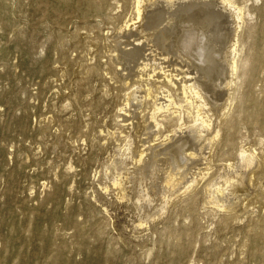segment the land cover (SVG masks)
<instances>
[{
    "label": "bare ground",
    "instance_id": "6f19581e",
    "mask_svg": "<svg viewBox=\"0 0 264 264\" xmlns=\"http://www.w3.org/2000/svg\"><path fill=\"white\" fill-rule=\"evenodd\" d=\"M5 1L11 4L8 10L14 15L12 18L29 12L35 19L49 23L50 36L60 39L64 35V42H69L66 27L69 24L89 28L91 23L105 22L113 29V35L87 32L84 37L92 46L102 42V47L106 46L108 51L106 62L99 60L86 72L92 79L108 77L107 81H114L116 85L106 87L105 94L113 93L114 98L121 97L124 101L114 114L121 125L111 136L116 140L126 139L125 149L122 148L126 152L123 161L113 158L111 169L117 177H122L129 169L126 167L134 165L129 179L134 184L139 182L132 197V204L139 212L153 206L157 192L169 193L162 197H166V201L155 206L146 217L141 216L139 226L159 217L165 220L164 216L172 211L173 206L169 205L176 207L186 201L189 202L184 211L194 217L195 198L200 195L207 203L225 210L224 215L232 216L233 220L253 213L254 204L261 203L259 198H263V194L251 195L253 192L247 190L244 197L236 200L237 195L234 197L228 190L229 173L246 169L243 185L247 189L254 188L260 180L259 184L264 185L263 158L242 149L236 158L230 159L231 163L225 164L222 174L206 186L205 181L203 188L198 184L209 175L215 159L226 160L233 156L235 117L257 124L264 121V87L260 91L255 89L264 76V3L258 9L260 22L251 24L247 17L251 11L245 8L247 1L242 0H120L125 11L131 12L126 16L134 15H128V20L125 16V22L120 20L124 14L120 18V13H112L114 0ZM7 20V13L0 16L1 25L5 26ZM49 20H53L54 26ZM56 49L53 46L50 52ZM48 71L45 63L35 69L40 75H47ZM104 102L99 96L97 103L92 104L94 111ZM22 125L20 119L15 126L8 123L0 126V130L12 133ZM114 184L118 186L120 199L130 198L122 179L115 178ZM248 198L254 199L250 202ZM60 200L59 191L49 198L53 204ZM247 200L252 207L247 206ZM41 215L46 225L38 226L30 219L0 220V232H7L1 236L0 264H123L121 248L117 245L116 249L113 241L103 242L106 223L101 222L103 225H98V233H95L89 225L91 229H86L82 227L85 223L73 222L75 238L66 241L56 231L54 213L42 212ZM157 224L154 221L153 230H157ZM163 231H167L171 239L166 242L167 252L158 256V264H184V255L193 245V241L186 239L189 233L172 225L160 233ZM248 233V254L264 259L263 227L255 222L249 226Z\"/></svg>",
    "mask_w": 264,
    "mask_h": 264
},
{
    "label": "rangeland",
    "instance_id": "374dc122",
    "mask_svg": "<svg viewBox=\"0 0 264 264\" xmlns=\"http://www.w3.org/2000/svg\"><path fill=\"white\" fill-rule=\"evenodd\" d=\"M242 1H247L245 8L251 11L247 16L252 20L251 24H258V9L263 6L264 0ZM121 5L120 0H114L112 13H120V18L124 14L120 20L125 22L134 15L126 16L131 12H126ZM8 8L11 4L0 0V16L8 14L5 26L0 24V126L8 123L15 126L20 119L23 125L12 133L0 130V220L30 219L42 226L46 225L41 218L42 212L54 213L56 231L66 241L75 238L74 223H85L82 227H91L95 233L103 225L101 222L106 223L103 242L108 244L113 241L116 249L121 248L123 264H158V256L167 252L166 242L171 239L167 231H160L172 225L187 231L189 235L186 239L193 241L184 255V264H264V259L248 254L249 226L257 222L264 229V208H261L264 185L259 184L260 180L254 188L247 189L243 185L246 169L229 173V192L234 197L237 195L236 200L241 199L239 196L244 197L247 190L253 192L251 195L262 193L263 198H259L261 203H253L254 206L249 203L254 198H248L247 206H253L255 210L246 213L243 219L233 220L232 216H225V210L207 203L206 198L200 195L195 198L194 217L185 213L184 207L189 202L186 201L176 207L175 204L169 205L173 206V212L165 215V220L159 217L148 220L145 226H139L141 216L146 217L155 206L166 201V197H162L169 193L157 192L158 198L153 206L139 212L132 204L139 182L134 184L129 179L132 178L134 165L129 164L122 177H117L111 169L113 158L123 161L126 152L122 150L125 149L126 139L119 137L116 140L111 136L114 129L121 125L116 122L114 114L124 101L121 97L114 98L113 93L105 94L106 87L116 85L114 81H107L108 77L92 79L86 72L99 60L106 62L108 51L106 46L102 47V42L92 46L84 38L87 32L113 35L110 24L95 22L89 28L69 24L66 26L69 42H64V35L60 39L56 35L50 36L47 21L38 17L35 19L29 12L12 18L14 15L9 13ZM119 45L124 47L122 42ZM53 46L57 49L50 52ZM42 63L49 67L47 75L35 72ZM262 78L255 86L257 91L264 87ZM99 96L105 102L94 111L92 104L97 103ZM235 119L237 128L233 156L226 160L215 159L209 175L199 182L200 188L222 174L228 162L233 161L230 159L236 158L242 149L264 159V121L257 124L243 117ZM96 145L101 147L97 149ZM115 178L123 180L130 198L120 199ZM56 191L60 192L61 200L53 204L49 198ZM154 221L158 223L157 230H153ZM2 235H7V232H0V241ZM122 242L126 243L123 247ZM262 243L264 249V240Z\"/></svg>",
    "mask_w": 264,
    "mask_h": 264
}]
</instances>
